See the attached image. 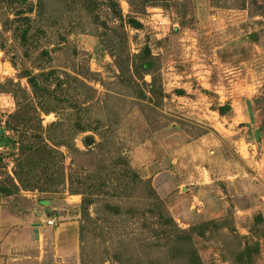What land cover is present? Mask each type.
<instances>
[{
  "label": "rangeland",
  "instance_id": "374dc122",
  "mask_svg": "<svg viewBox=\"0 0 264 264\" xmlns=\"http://www.w3.org/2000/svg\"><path fill=\"white\" fill-rule=\"evenodd\" d=\"M117 1L0 0V82L54 69L56 95L0 92L4 171L6 121L61 152L0 194V264H191L176 225L203 264H264V0Z\"/></svg>",
  "mask_w": 264,
  "mask_h": 264
},
{
  "label": "trees",
  "instance_id": "16d2710c",
  "mask_svg": "<svg viewBox=\"0 0 264 264\" xmlns=\"http://www.w3.org/2000/svg\"><path fill=\"white\" fill-rule=\"evenodd\" d=\"M129 4L132 5L131 0H128ZM106 6L113 13L118 12V1L117 0H105ZM8 21V18L4 21ZM127 22L131 24L133 27L138 28L141 26V23L132 16L127 17ZM153 66V62L151 60H144L142 62V69L145 73H149L150 67ZM54 69L49 70L47 72H40L38 74H33L27 72L24 76L26 77L27 83L30 88L31 95L18 86L16 90L22 91V95H16L15 89H9L6 87L4 83L0 82V92H12L16 99L17 104V112L14 116H17L20 111L21 113L29 110L36 112V117L39 118L41 113H49L51 111L56 110L55 99L53 90L50 88L49 79L54 76ZM13 84V83H11ZM23 97V99H22ZM23 108H22V107ZM229 107V105L219 106L218 110L220 113L225 111V108ZM23 109V110H22ZM32 118V117H31ZM23 117V122L26 124L24 128L20 126L18 123L11 125L10 122H5V127L9 130H12L16 133V139L14 144H17L16 149L18 152L15 155V162L17 167H21V169L15 168L13 170V176L4 171V163H3V153L0 151V194L1 195H11L17 193L21 188H30L34 186L36 183L31 182L28 177L24 174L23 170L25 169V173L32 174V170L37 164L39 165L40 160L36 155L38 154H50L58 153L59 150L54 147L48 145L44 139L41 137L39 131H37L38 127L41 126L40 120L37 119V125H33L29 123L33 118ZM41 129V127H40ZM39 130V129H38ZM5 136V135H3ZM61 155V152H60ZM36 156V157H35ZM37 158V159H36ZM61 158V157H60ZM36 188V187H35ZM174 230V241L176 243L181 244L182 246H187L188 250H190V263L191 264H203L196 248L193 246L191 234L189 231L185 229H181L177 227V225L173 228ZM189 252V251H188Z\"/></svg>",
  "mask_w": 264,
  "mask_h": 264
},
{
  "label": "water",
  "instance_id": "95a60500",
  "mask_svg": "<svg viewBox=\"0 0 264 264\" xmlns=\"http://www.w3.org/2000/svg\"><path fill=\"white\" fill-rule=\"evenodd\" d=\"M84 142L86 145L90 146L93 144L94 140L91 136H87V137H85Z\"/></svg>",
  "mask_w": 264,
  "mask_h": 264
},
{
  "label": "crops",
  "instance_id": "0c3cea01",
  "mask_svg": "<svg viewBox=\"0 0 264 264\" xmlns=\"http://www.w3.org/2000/svg\"><path fill=\"white\" fill-rule=\"evenodd\" d=\"M59 233H60V232H59ZM60 235H61V236H65V232H64V233H61V234H58V233L56 232L55 237L58 238V237H60ZM60 240H61V237H60Z\"/></svg>",
  "mask_w": 264,
  "mask_h": 264
}]
</instances>
